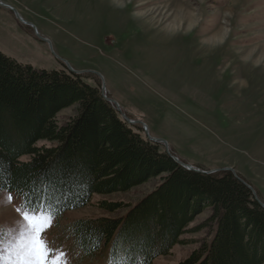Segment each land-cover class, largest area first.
<instances>
[{
    "label": "rangeland",
    "instance_id": "1",
    "mask_svg": "<svg viewBox=\"0 0 264 264\" xmlns=\"http://www.w3.org/2000/svg\"><path fill=\"white\" fill-rule=\"evenodd\" d=\"M0 1L33 26L0 6V53L35 70L80 72L139 123L131 126L145 124L181 162L201 171L233 169L264 204V0ZM77 114L74 105L57 122ZM160 183L93 195L87 207L54 219L45 237L54 249L48 264H107L77 251L71 224L121 219ZM102 203L121 208L108 212ZM25 210L20 197L0 193V264H24L9 246ZM211 216L206 209L195 217L181 243L152 264H180L208 243Z\"/></svg>",
    "mask_w": 264,
    "mask_h": 264
},
{
    "label": "trees",
    "instance_id": "2",
    "mask_svg": "<svg viewBox=\"0 0 264 264\" xmlns=\"http://www.w3.org/2000/svg\"><path fill=\"white\" fill-rule=\"evenodd\" d=\"M74 105L77 116L59 125L57 115ZM41 141L53 146H38ZM163 148L125 122L100 87L69 71L35 70L0 53V193L59 220L87 207L93 195L160 178L121 219L71 224L77 251L107 264H152L181 243L195 217L211 209L212 239L180 264H264V209L250 189L231 172L188 171ZM101 208L114 212L121 205Z\"/></svg>",
    "mask_w": 264,
    "mask_h": 264
},
{
    "label": "snow or ice",
    "instance_id": "3",
    "mask_svg": "<svg viewBox=\"0 0 264 264\" xmlns=\"http://www.w3.org/2000/svg\"><path fill=\"white\" fill-rule=\"evenodd\" d=\"M2 169L3 162L0 161V171ZM71 174L75 175V166H73ZM20 211L17 209L18 213ZM54 219L55 217L50 213L40 209H27L23 212V223L19 226V235L9 246L18 260H23L24 264H48L54 249L50 248L45 237L47 229L52 226ZM60 255L65 257L66 253L61 252ZM59 264H66V261L62 260Z\"/></svg>",
    "mask_w": 264,
    "mask_h": 264
},
{
    "label": "water",
    "instance_id": "4",
    "mask_svg": "<svg viewBox=\"0 0 264 264\" xmlns=\"http://www.w3.org/2000/svg\"><path fill=\"white\" fill-rule=\"evenodd\" d=\"M0 6L5 7V8H7V9L13 11V12L16 14V16L18 17V19H19L20 21H22V22H23L24 24H26V25L32 26L30 23L24 21V20L20 17V15L17 13V11H16L14 8H12L11 6H9V5H7V4L1 2V1H0ZM32 27H33V26H32ZM34 28H35V27H34ZM69 69H70V71H71L73 74H75V75H80V74H81L80 72L74 71L71 67H69ZM104 90H105V88L102 87V92H103ZM103 97H104V99H105L107 102H109V103H111V104H113V105L115 106L117 112L121 114V116H122V118L125 120V122H127V123L130 124V125H136V124H139L137 121H135V120H131V119H129L125 114H123L122 111L120 110V108H119V106L117 105L116 102H114L113 100H111L110 98H108V97L105 96V95H103ZM143 128H144V131H145V133H146V135H147V138H148L150 141L155 142V143H162V144H164V146H165V150H166V153H167V154H168V155H169V156H170V157H171V158H172L177 164H179L181 167L185 168L186 170L191 171V172H195V173H200V174H207V175L214 174V173H216V172L222 171V170L201 171V170L195 169V168H194L193 166H191V165H188V164H185V163L181 162L177 157H175V156L169 151V148H168L166 142H164L163 140L155 139V138H152L151 136H149V134H148V132H147V127H146L145 124H144ZM223 171L231 172V173H232L234 176H236V177H237V178H238V179H239V180H240V181H241L246 187H248V189H250V191L252 192L253 197H254V199L256 200V202H257V203H258V204L264 209V204H262V203L259 201V199H258L257 196H256V193H255L254 190L251 188V186H249V185L246 184L242 179H240V178L234 173L233 169L228 168V169H224Z\"/></svg>",
    "mask_w": 264,
    "mask_h": 264
},
{
    "label": "bare ground",
    "instance_id": "5",
    "mask_svg": "<svg viewBox=\"0 0 264 264\" xmlns=\"http://www.w3.org/2000/svg\"><path fill=\"white\" fill-rule=\"evenodd\" d=\"M180 17H184V16H180Z\"/></svg>",
    "mask_w": 264,
    "mask_h": 264
}]
</instances>
